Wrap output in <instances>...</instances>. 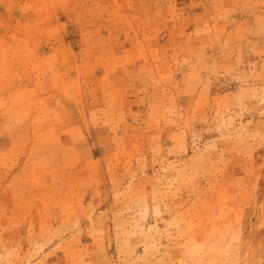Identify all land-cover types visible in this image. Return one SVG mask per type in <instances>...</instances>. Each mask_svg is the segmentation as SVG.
Here are the masks:
<instances>
[{
    "label": "rangeland",
    "instance_id": "obj_1",
    "mask_svg": "<svg viewBox=\"0 0 264 264\" xmlns=\"http://www.w3.org/2000/svg\"><path fill=\"white\" fill-rule=\"evenodd\" d=\"M0 264H264V0H0Z\"/></svg>",
    "mask_w": 264,
    "mask_h": 264
}]
</instances>
